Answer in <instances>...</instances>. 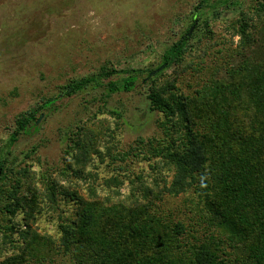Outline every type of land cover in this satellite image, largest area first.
I'll return each mask as SVG.
<instances>
[{"label": "trees", "instance_id": "trees-1", "mask_svg": "<svg viewBox=\"0 0 264 264\" xmlns=\"http://www.w3.org/2000/svg\"><path fill=\"white\" fill-rule=\"evenodd\" d=\"M209 1L199 0L192 7L187 27L177 40L165 44L155 69L132 68L124 71L127 76L103 85L102 79L117 70L102 65L96 73L59 87L68 96L89 86L105 87L108 95L126 93L134 88L137 74L146 72L149 109L162 114L158 126L163 136L137 138L133 150L153 160L158 170L164 168L166 177L158 174L150 188L138 187L137 196L135 189L129 200L97 198L90 187L84 198L76 189L65 191L62 186L59 191L75 201L73 218L58 223L57 238L38 231L33 223L46 199L55 203L57 182L43 173L36 176L29 165L16 169L5 154L28 126H35L37 111L48 108L59 94L43 96L36 109L15 117L0 148V211L8 223L18 213L22 221L5 227L12 252L0 256V264H55L61 257L72 264H264V0L240 11L230 26L238 36L234 47L238 61L187 94L173 91L189 65L193 50L189 40L201 28L211 33L201 19ZM175 17L181 24L187 15ZM175 33L172 29L170 36ZM161 66L173 69L166 73L158 70ZM105 106L102 101L99 114L118 115ZM100 133L77 127L67 145V153H75L77 168L85 167L94 155L101 157ZM107 153L111 161L129 155L112 154L109 147ZM77 168L72 172L78 173ZM58 171L59 176L66 175L65 170ZM109 181L121 183L116 177ZM179 196L185 219L164 206L166 197ZM13 233L16 240L10 237Z\"/></svg>", "mask_w": 264, "mask_h": 264}, {"label": "rangeland", "instance_id": "rangeland-1", "mask_svg": "<svg viewBox=\"0 0 264 264\" xmlns=\"http://www.w3.org/2000/svg\"><path fill=\"white\" fill-rule=\"evenodd\" d=\"M222 1L210 0L209 7L202 8L201 19L210 25L211 33L201 28L189 40L193 47L188 55L189 65L177 77L173 91L187 94L203 80L221 75L227 65L238 61L234 55L238 36H233L230 26L239 12L247 11L256 0H238L230 5ZM198 2L0 0V148L19 113L36 109L43 96L59 94L48 108L37 111L35 126H28L4 152L16 169L29 165L36 176L43 173L57 182L55 203L46 199L33 223L38 231L57 238L58 223L73 218L75 201L59 191L62 186L65 191L76 189L84 198L89 197L88 188L92 187L97 198L129 200L133 190L138 195V187L150 188L158 174L166 177L164 168L158 170L153 160L148 161L141 151L133 150L137 138L163 136L158 126L162 114L149 109L147 84L143 80L146 72L137 74L134 88L126 93L108 95L105 87L89 86L68 96L59 87L68 80L96 73L102 65L117 70L115 75L102 79L103 85L127 76L124 71L132 68L155 69L165 44L177 40L184 32L190 11ZM214 4L215 9L211 8ZM177 14H185L187 18L180 24ZM171 28L176 30L175 35L170 36ZM172 69L161 71L170 73ZM102 101H106L107 110L118 115L99 114ZM79 125L101 132L97 147L102 155L92 156L83 168L74 163V152L67 153V145ZM108 147L112 154L128 151L129 155L123 161H111ZM75 168L78 173L72 172ZM61 169L65 170V176L57 173ZM112 177L121 183L110 182ZM182 203V196L166 197L164 206L184 218ZM3 214L0 211V256L12 252L9 239L4 237L8 234L5 227L22 221L20 213L9 223ZM10 237L16 240L18 235L13 233ZM69 262V258L61 257L55 264H72Z\"/></svg>", "mask_w": 264, "mask_h": 264}, {"label": "water", "instance_id": "water-1", "mask_svg": "<svg viewBox=\"0 0 264 264\" xmlns=\"http://www.w3.org/2000/svg\"><path fill=\"white\" fill-rule=\"evenodd\" d=\"M192 27L189 29V32H188V35L190 34V32L192 31ZM163 68V66H161V67H159V69L158 70H161Z\"/></svg>", "mask_w": 264, "mask_h": 264}]
</instances>
